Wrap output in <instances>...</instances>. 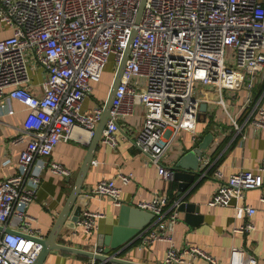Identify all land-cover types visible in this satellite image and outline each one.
Returning <instances> with one entry per match:
<instances>
[{
    "label": "built area",
    "instance_id": "obj_1",
    "mask_svg": "<svg viewBox=\"0 0 264 264\" xmlns=\"http://www.w3.org/2000/svg\"><path fill=\"white\" fill-rule=\"evenodd\" d=\"M0 22L14 30L12 36L0 39V102L3 106V99L19 100L31 115L14 140L29 138L17 162L18 173L0 182V264L35 263L42 244L37 242L29 205L37 197L44 172L71 175L70 169L50 160L53 150L73 137L75 127L91 135L95 132L104 104L82 113L83 102L93 83L102 80L108 62L113 59L117 67L129 44L123 77L103 129L104 144L117 146L121 124L142 107L145 119L137 127L134 144L147 157L146 163L171 180L175 169L162 163L167 147L183 130L196 133L201 103L220 105L232 128L241 131L239 112L228 109L227 92L235 91V96L244 89L245 120L264 128V107L252 95L264 71V0H0ZM173 48L188 55L173 54ZM35 62L46 74L40 95L29 87ZM259 164L257 171L240 170L227 177L215 170L213 177L221 185L211 204L240 202L247 190L262 186L264 157ZM120 178L127 184L132 175L120 174ZM122 194V186L112 179H101L88 190L90 198L108 197L118 206ZM180 203L165 194L137 203L158 224V229L142 233L143 243H171L163 264H191L199 257L218 264L197 246L173 244L171 231L178 223ZM255 213L250 205L235 206L238 220ZM104 216L85 210L70 234H91ZM254 229L249 221L234 227V232ZM94 251L103 253L104 247L96 244ZM242 251L234 248L235 255ZM256 262L251 256L250 264Z\"/></svg>",
    "mask_w": 264,
    "mask_h": 264
},
{
    "label": "crops",
    "instance_id": "obj_2",
    "mask_svg": "<svg viewBox=\"0 0 264 264\" xmlns=\"http://www.w3.org/2000/svg\"><path fill=\"white\" fill-rule=\"evenodd\" d=\"M13 31L11 26L0 22V39L12 36ZM29 72L30 90L35 95H40L46 80L45 71L35 62ZM102 76L101 81L93 83V91L83 102L82 113H90L97 105H105L114 76L113 74L106 76L105 73ZM252 91L254 102L264 107V71L258 75ZM234 92H227L228 109L233 114L239 112L240 121L243 123L241 131L232 128L220 105L209 104L206 111H201L199 115L196 133L183 130L167 147L162 163L176 170L178 163L182 162L180 170L194 175V180L184 181L186 185L183 189L179 180L163 179L157 166L146 163L147 157L135 146L137 127L145 119L144 109L138 107L136 114L128 117L125 125L121 124L117 132V146L104 144L101 137L90 170L84 179V192L88 194V190L101 179H112L123 188L122 204L135 207L139 201L152 199L158 194L168 195L171 201L195 203L199 207V212L194 214L201 216V219L199 223L194 224L187 219L186 211H179L178 223L171 231L176 247L197 246L213 256L218 264H250L251 256L256 259V264H264V184L247 190L240 202L233 199L230 204L221 206L210 202L221 185L213 177L215 170L222 171L226 177L240 170L257 171L259 162L264 157V128L253 127L245 120L248 109H241L247 91L237 90L233 96ZM2 102L4 105L2 106L0 102V182L3 178L18 173L17 162L29 138L19 143H15L14 140L31 120L28 108L21 101L3 99ZM94 134L95 132L91 135L82 128L75 127L71 139L61 141L55 146L50 160L70 169L71 175L63 176L50 170L44 172L37 197L29 205V213L34 218L33 224L38 236L47 237L53 229L74 188L81 166L90 152L89 147ZM199 148H202L201 156L196 153ZM196 164L199 167L194 169ZM120 174L132 175L129 183L123 184ZM238 203L254 207L256 213L251 217L236 219L235 206ZM121 207L122 205L114 204L108 197H91L86 210L101 211L105 214L98 220V228L89 235L81 232L72 236L71 229L64 226L57 241L75 248H87L93 252L96 244L105 249L103 239L120 223ZM172 208L173 204L168 210L171 211ZM155 220L154 215H150L146 220L148 223L141 231L126 244L111 249L110 255H117L140 264H163L171 243L160 240L143 243L142 240V233L146 234V230L155 227L158 229ZM249 221L255 225L254 230L234 232V227ZM1 233L0 226V236ZM235 247L243 251L235 255ZM44 264L117 263H103L83 255L54 250L48 254ZM191 264L212 263L205 257H199L193 259Z\"/></svg>",
    "mask_w": 264,
    "mask_h": 264
},
{
    "label": "water",
    "instance_id": "obj_3",
    "mask_svg": "<svg viewBox=\"0 0 264 264\" xmlns=\"http://www.w3.org/2000/svg\"><path fill=\"white\" fill-rule=\"evenodd\" d=\"M130 47L131 44L128 45L122 61L116 67L115 73L113 75V80L109 86V90L107 93L108 96L104 105L103 116L98 122L96 128L94 129L95 134L89 147L90 152H88V155L81 166V172L79 173V176L75 181L74 188L71 191L67 202L65 203V207L57 217V220L54 223L55 225L51 230L50 234L47 237L39 236L37 238V242L42 244V248L38 256L36 257L34 264H44L48 254L54 250L67 251L75 255H83L94 260H99L103 263L114 262L117 264H140L132 260L130 261L124 258H120L117 255H110L111 249H117L129 242L131 238L138 234L141 231V228H143L148 223L146 222L147 218H149L150 215L153 216L151 212L141 210L137 206L134 207L131 205L129 206L126 204H122L119 221L120 223L113 228L112 233L110 235H106L103 239V244L106 245L103 253H99L96 251L93 252L91 250L78 247L75 248L57 241L58 236L64 226L69 229L76 228L77 220L79 219L82 212L85 211L88 207L90 196L86 194L83 190L84 179L90 170L94 153L96 151L95 149L102 137L103 129L110 118V110L112 108V103L115 97V91L123 77L122 75L124 72L126 60L128 59ZM206 109L207 103H201L200 110L206 111ZM202 148L204 147L202 146ZM202 148L196 150V153L199 156L202 155ZM180 164H182V162L178 163L177 165V169L175 170L174 174V179L180 181L181 189H183V186L186 185V182L184 181L194 180V175L192 173H186L181 171ZM198 167L199 165L196 164L194 169H197ZM179 211H186L188 217L187 219L193 222L194 224L199 223V219H201V216L199 217V215L194 214L199 212V207L195 203L183 202L179 206ZM6 231H8V229H6Z\"/></svg>",
    "mask_w": 264,
    "mask_h": 264
},
{
    "label": "rangeland",
    "instance_id": "obj_4",
    "mask_svg": "<svg viewBox=\"0 0 264 264\" xmlns=\"http://www.w3.org/2000/svg\"><path fill=\"white\" fill-rule=\"evenodd\" d=\"M172 53H173V54H177V55H181V54L188 55V53H187L186 51H181V52H180V51L177 50L176 48H173V49H172ZM115 70H116L115 62H114V60L112 59V60H110V61L108 62V65H107L106 70H105L104 73H105L106 76L111 75V74L114 75Z\"/></svg>",
    "mask_w": 264,
    "mask_h": 264
}]
</instances>
